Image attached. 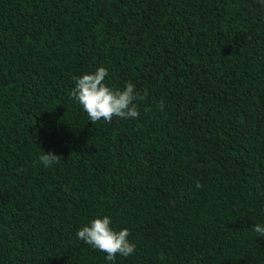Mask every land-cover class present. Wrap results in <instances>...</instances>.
<instances>
[{"label":"trees","instance_id":"1","mask_svg":"<svg viewBox=\"0 0 264 264\" xmlns=\"http://www.w3.org/2000/svg\"><path fill=\"white\" fill-rule=\"evenodd\" d=\"M99 67L145 96L138 118L92 124L71 98ZM103 216L134 254L76 238ZM255 224L264 0H0V264H264Z\"/></svg>","mask_w":264,"mask_h":264},{"label":"clouds","instance_id":"2","mask_svg":"<svg viewBox=\"0 0 264 264\" xmlns=\"http://www.w3.org/2000/svg\"><path fill=\"white\" fill-rule=\"evenodd\" d=\"M108 75L106 68L99 67L94 72L74 76V87L69 95L82 107L92 124L101 120L111 123L114 117L122 120L138 118L140 113L136 102L142 101L145 96L137 93L131 82H127L123 89L108 87L105 84ZM159 107L163 110V102ZM59 159V156L43 151L39 157L40 163L45 167L59 163ZM195 187H201L199 182ZM110 224L111 219L108 216L94 218L77 230L76 238L105 253L107 262H114L117 255L128 257L134 254L136 247L128 239L129 230L125 228L117 231ZM252 230L257 236L264 238V225L255 224Z\"/></svg>","mask_w":264,"mask_h":264}]
</instances>
